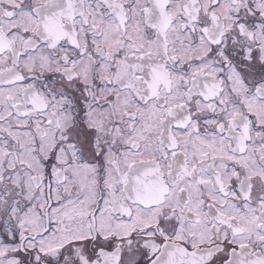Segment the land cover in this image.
<instances>
[{"label": "snow or ice", "instance_id": "6c2138e0", "mask_svg": "<svg viewBox=\"0 0 264 264\" xmlns=\"http://www.w3.org/2000/svg\"><path fill=\"white\" fill-rule=\"evenodd\" d=\"M0 264H264V0H0Z\"/></svg>", "mask_w": 264, "mask_h": 264}]
</instances>
